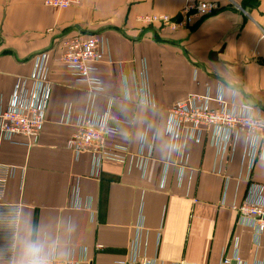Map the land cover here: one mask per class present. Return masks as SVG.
<instances>
[{
    "label": "crops",
    "instance_id": "obj_1",
    "mask_svg": "<svg viewBox=\"0 0 264 264\" xmlns=\"http://www.w3.org/2000/svg\"><path fill=\"white\" fill-rule=\"evenodd\" d=\"M189 1L84 0L59 9L43 0H0L3 105L16 79L32 71L35 56L50 55L52 96L40 142L32 148L0 144V163L19 170L3 201L23 205L20 264L32 244L41 242L54 246L60 259L86 250V264H118L128 258L135 240L143 256L162 264H219L234 254L236 241L248 264L264 263L255 230L233 209L249 185L242 163L244 137L233 156L221 162L209 130L199 141L185 144L182 137L177 147H171L167 134L175 102L191 94L215 96L219 84L226 99L236 90L238 104L264 108V0H206L217 2L219 10L175 32L139 20L147 14L177 18ZM75 34L104 36L109 55L99 63L98 74L105 90L94 108L103 115L112 98L111 115L125 121H111L119 134L108 138V149L125 145L132 156L144 132L145 148L153 137L144 171L129 161L102 160L98 175L91 176V154L76 159L67 147L87 103V84L61 60L64 39ZM221 48L215 60L212 54ZM143 62L150 106L138 102L133 78ZM68 107L71 117L65 123ZM250 175L264 184V158L256 160Z\"/></svg>",
    "mask_w": 264,
    "mask_h": 264
},
{
    "label": "built area",
    "instance_id": "obj_2",
    "mask_svg": "<svg viewBox=\"0 0 264 264\" xmlns=\"http://www.w3.org/2000/svg\"><path fill=\"white\" fill-rule=\"evenodd\" d=\"M84 0H43L46 6L65 9L82 3ZM217 2L206 0H190L181 10L179 17L168 14H147L139 17L144 26H157L162 30H177L193 26L204 17L218 11ZM62 62L71 74L87 84V103L85 109L76 120L77 131L67 142V147L75 152L78 159L82 153L91 154V176H97L102 160L130 162L131 165L145 170L153 150L152 141L145 148L147 133L141 136L138 152L129 156L125 145L114 144L108 149V138L119 134L116 125L125 122L114 119L111 115L113 99L108 102L106 113L100 115L95 107L96 98L105 90L104 83L98 74V65L108 55L106 40L103 35L75 34L63 41ZM135 73V72H134ZM133 73L138 102L153 105L148 89V73L145 62L142 69ZM237 91L233 90L231 99H226L224 87L219 84L218 92L212 96L210 92L203 95L191 94L185 99L175 102L169 109L167 134L171 147H177L181 138L185 144L188 140L199 141L205 131L211 133V144L221 156V162L227 154L233 156L241 136L244 137L243 164L248 171L246 181L249 182L246 195L240 203L233 204V209L240 216L241 222L255 230L258 244L264 246V184L251 180L250 172L258 158H264V108L252 103L238 104ZM52 96L50 82V55L47 52L37 54L29 75L16 79L13 92L6 104L0 100V144L8 142L12 145H23L32 148L40 142L46 122L47 110ZM130 98V96H128ZM213 103L215 105H213ZM69 107L65 108L63 121L69 123ZM188 155H184L183 163H187ZM18 167L0 163V262L4 264H20L18 262V242L23 205L19 202L3 201L8 182L18 176ZM234 243V254L225 256L219 264H248ZM32 251L22 264L32 261L38 264H86V250L80 255L71 252L66 259L57 256L54 246L44 242L33 243ZM118 264H162L143 256L139 250V241L135 240L127 259ZM173 264H193L185 261ZM256 264H264L258 262Z\"/></svg>",
    "mask_w": 264,
    "mask_h": 264
},
{
    "label": "water",
    "instance_id": "obj_3",
    "mask_svg": "<svg viewBox=\"0 0 264 264\" xmlns=\"http://www.w3.org/2000/svg\"><path fill=\"white\" fill-rule=\"evenodd\" d=\"M223 47V46H222ZM222 48L221 49H219V50H215L214 52H213V54H212V57L215 59V60H217L218 59V53L219 52H222Z\"/></svg>",
    "mask_w": 264,
    "mask_h": 264
},
{
    "label": "clouds",
    "instance_id": "obj_4",
    "mask_svg": "<svg viewBox=\"0 0 264 264\" xmlns=\"http://www.w3.org/2000/svg\"><path fill=\"white\" fill-rule=\"evenodd\" d=\"M31 251H32V254L35 255V251H36V250L33 249V250H31ZM30 264H38V262H36V261H32V262H30Z\"/></svg>",
    "mask_w": 264,
    "mask_h": 264
}]
</instances>
